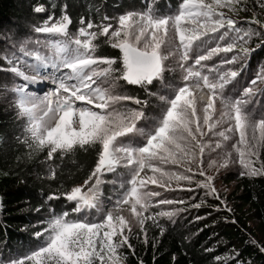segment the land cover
<instances>
[{"label": "snow or ice", "instance_id": "1", "mask_svg": "<svg viewBox=\"0 0 264 264\" xmlns=\"http://www.w3.org/2000/svg\"><path fill=\"white\" fill-rule=\"evenodd\" d=\"M50 4L51 12L33 6L44 18L30 25L31 35L10 36L0 55L7 65L0 71L13 78L4 91L23 127L17 139L27 150L16 159L44 154L46 175L38 178L54 182L71 158L84 178L41 193L35 212L43 218L24 227L37 243L22 254L0 251V264H127L133 238L155 249L150 230L163 237L185 212L233 214L217 180L227 172L264 178V66L247 86L239 79L264 46L255 10L264 0H252L249 19L239 16L250 11L247 0H176L164 10L146 0L78 24L67 4L58 16ZM81 157L90 158L87 165ZM176 191L187 200L167 198ZM224 222L238 224L234 214ZM249 239L264 254V244ZM240 256L233 248L212 264H252Z\"/></svg>", "mask_w": 264, "mask_h": 264}, {"label": "trees", "instance_id": "2", "mask_svg": "<svg viewBox=\"0 0 264 264\" xmlns=\"http://www.w3.org/2000/svg\"><path fill=\"white\" fill-rule=\"evenodd\" d=\"M52 2L57 4L55 9L57 16L60 9L67 4L68 14L74 24H78L81 16L98 23L104 15L109 17L119 15L129 3L141 7L146 0H52ZM37 3L46 4L50 12L52 11L50 0H0V55L9 47L10 36L31 35L30 25L44 18L43 14H35L32 11ZM175 3L176 0H157L156 7L164 10L169 4ZM247 4L251 10L252 0H247ZM242 13L247 12H239L240 15ZM257 18L261 20L260 17ZM104 51L113 55L116 53V50L110 48H105ZM250 58V65L257 60L264 64V46L253 52ZM0 67L7 65L0 61ZM12 82L10 73L0 71V197H3L4 201V211L0 213V251L7 253L11 250L13 254H22L37 243L31 235L32 229L25 231L24 227L29 222L35 224L38 218H43V212H35L45 199L41 193L57 189L62 181L65 182V186H70L72 182H80L84 178V173L78 172L71 158H66L63 166H60L61 161L57 160L53 167H60H57L58 176L53 182L38 178L46 175L47 165L42 163L45 159L44 154L17 162L16 158L24 157L27 150L20 143L23 139V127L16 119V112L11 103L12 96L4 91V86L10 87ZM2 98H9L8 106L3 104ZM80 159L85 165L90 160L84 157ZM70 172L73 174V180H69ZM237 180H239L237 189L232 194V199H235L232 209L238 224L224 222V217L229 221L233 218V214L226 211L219 213L212 211L209 216L211 209L190 210L177 217L175 224L167 223L168 231L163 237H159L157 230H150L149 239L151 240L153 236L159 239L155 249L151 244L145 246L133 238L132 243L136 252L132 255L131 250L125 249L128 255L127 264H138V258L143 259L145 264H212L214 255L227 254L233 248L241 253L240 259L251 260L252 264H264V254H261L249 239L251 237L264 244V178ZM209 203L215 202L210 200ZM198 215L205 219L197 221L195 217ZM211 247H216V252L206 253L205 249ZM173 254L177 257L175 262L172 261Z\"/></svg>", "mask_w": 264, "mask_h": 264}, {"label": "rangeland", "instance_id": "3", "mask_svg": "<svg viewBox=\"0 0 264 264\" xmlns=\"http://www.w3.org/2000/svg\"><path fill=\"white\" fill-rule=\"evenodd\" d=\"M256 12L258 13L257 17H260L261 20L264 21V10L260 9V10H257ZM251 14L252 13L250 10L246 14H244V13H242L241 15L239 14V16L241 19H249V18H251ZM257 42H259V41L253 40L251 43V46L253 48H255L254 44ZM229 58H230V55H229ZM250 61H251V58L248 61L247 69L241 74V76L239 78L241 80V83L244 86H247V84L251 81V79H253L255 77V74L257 71H259L260 67L264 66L263 62H260V60L255 61L253 65H250ZM216 62L220 63L219 60H217ZM236 67H239V65H237ZM243 76H245V77H243ZM258 99H260L261 102L264 103V98L258 97ZM1 101H3V104H7V106H8L9 98H6V99L2 98ZM112 178L114 179V177H112ZM238 181L239 180H237V176L234 172H227L221 179L217 180V182H216L218 188H221V186H225L227 188V191L223 192L222 194L227 197L228 204L231 208H233L234 202H235V199H232V196H233L232 194L237 189ZM152 187L155 188L156 186H152ZM167 198L173 199V200H176V199L187 200L188 194L185 192L176 191L174 193H169L167 195ZM252 224H254V223H252Z\"/></svg>", "mask_w": 264, "mask_h": 264}]
</instances>
